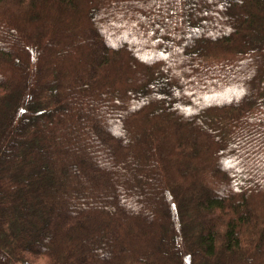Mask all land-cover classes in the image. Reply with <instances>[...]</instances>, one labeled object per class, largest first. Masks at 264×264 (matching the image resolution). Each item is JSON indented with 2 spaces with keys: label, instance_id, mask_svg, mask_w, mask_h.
<instances>
[{
  "label": "trees",
  "instance_id": "obj_1",
  "mask_svg": "<svg viewBox=\"0 0 264 264\" xmlns=\"http://www.w3.org/2000/svg\"><path fill=\"white\" fill-rule=\"evenodd\" d=\"M0 264H264V0H0Z\"/></svg>",
  "mask_w": 264,
  "mask_h": 264
}]
</instances>
